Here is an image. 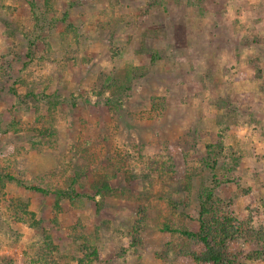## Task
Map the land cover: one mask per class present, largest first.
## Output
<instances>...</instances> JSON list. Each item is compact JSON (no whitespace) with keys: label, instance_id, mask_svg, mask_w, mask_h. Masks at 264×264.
I'll return each mask as SVG.
<instances>
[{"label":"rangeland","instance_id":"rangeland-1","mask_svg":"<svg viewBox=\"0 0 264 264\" xmlns=\"http://www.w3.org/2000/svg\"><path fill=\"white\" fill-rule=\"evenodd\" d=\"M0 167V264H196L206 187L264 228V0H0Z\"/></svg>","mask_w":264,"mask_h":264},{"label":"trees","instance_id":"trees-1","mask_svg":"<svg viewBox=\"0 0 264 264\" xmlns=\"http://www.w3.org/2000/svg\"><path fill=\"white\" fill-rule=\"evenodd\" d=\"M41 133L42 138L53 135V132L50 133V131H45L43 129L41 130ZM45 142H51V140ZM50 144L52 145L53 143ZM45 174H47V172ZM13 178V175L6 173L5 170L0 167V185L4 183V181L12 180ZM31 187L34 190L46 191L42 186ZM54 193L57 199L55 204L58 208L60 207L59 198L63 196L72 198V195H68V191L61 188L55 189ZM218 203L219 199L214 196L212 188L206 187L202 189L200 193L199 212L200 228L197 232L190 230L181 231L189 238L196 239L200 245L197 250L195 249V251H191V255L196 264H241L244 256L248 260H264V248L252 249L247 255L242 250L232 251L230 249V243L239 238V236H242L249 242L254 240L255 243L261 242L264 244V228H253L248 223V220L237 221L236 216L221 210ZM139 210L140 214L143 216H147L149 213L148 208L145 206L142 208L140 206ZM142 220H144V217ZM248 225L249 227H247ZM165 229L170 230V226L165 224ZM176 230L179 231L180 229ZM45 241V246L47 248L45 251L48 253L47 255H50L57 249V246L53 245V241L49 234L46 235Z\"/></svg>","mask_w":264,"mask_h":264}]
</instances>
